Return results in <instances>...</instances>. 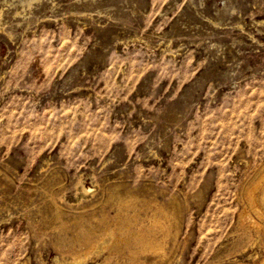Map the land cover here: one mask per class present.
<instances>
[{"label": "rangeland", "instance_id": "rangeland-1", "mask_svg": "<svg viewBox=\"0 0 264 264\" xmlns=\"http://www.w3.org/2000/svg\"><path fill=\"white\" fill-rule=\"evenodd\" d=\"M263 177L264 0H0V264H264Z\"/></svg>", "mask_w": 264, "mask_h": 264}, {"label": "bare ground", "instance_id": "bare-ground-1", "mask_svg": "<svg viewBox=\"0 0 264 264\" xmlns=\"http://www.w3.org/2000/svg\"><path fill=\"white\" fill-rule=\"evenodd\" d=\"M32 1V0H31ZM28 2V1H27ZM25 4H27V3H25ZM28 5V7H29V4H27ZM264 178V177H263ZM258 183V182H257ZM255 188V187H254ZM252 189V188H251ZM88 189H86V188H83V191L84 192H86ZM253 190V189H252ZM90 191V190H89ZM254 191V190H253ZM251 193V192H250ZM254 193V192H253ZM248 194H249V192H248ZM250 195V194H249ZM254 195H255V193H254ZM254 198V197H253ZM251 207V206H250ZM261 207V206H260ZM253 208V207H252ZM254 211V210H253ZM262 213V212H261ZM247 216V215H246ZM249 217V216H248ZM250 223V222H249ZM98 243V242H97ZM105 243V242H104ZM103 243V244H104ZM160 245V244H159ZM94 246V245H93ZM101 246V245H100ZM155 246V245H154ZM96 248V247H95ZM97 248H98V246H97ZM91 249H92V247H91ZM103 249V248H102ZM106 249V248H105ZM159 251V250H158ZM74 261V260H73ZM257 264V263H256Z\"/></svg>", "mask_w": 264, "mask_h": 264}]
</instances>
